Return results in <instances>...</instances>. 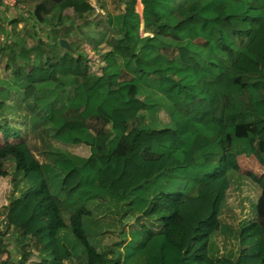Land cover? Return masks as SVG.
Instances as JSON below:
<instances>
[{"label":"trees","instance_id":"1","mask_svg":"<svg viewBox=\"0 0 264 264\" xmlns=\"http://www.w3.org/2000/svg\"><path fill=\"white\" fill-rule=\"evenodd\" d=\"M15 1L43 22L89 0ZM136 1L77 25L90 57L0 65V264H264V0Z\"/></svg>","mask_w":264,"mask_h":264},{"label":"crops","instance_id":"2","mask_svg":"<svg viewBox=\"0 0 264 264\" xmlns=\"http://www.w3.org/2000/svg\"><path fill=\"white\" fill-rule=\"evenodd\" d=\"M32 4H34V2H32ZM96 5L97 0H89L88 7L86 6L85 9H83L82 6H79L78 8H68L62 14L55 18L49 16L43 22H38L33 12L30 10V3L22 4V6H5L0 3V48L4 45H7L6 48H4L6 50H0L2 51L0 58L3 59L4 57H8L9 54L20 51L23 47V45H19L21 43L20 39L24 44L29 45L31 44V42H26V40L24 41V39L26 38L30 40L33 38V36L38 37V35H40L41 33L43 36L41 37V39L44 43L47 40L46 37H49V39H51L53 36L60 34L68 36L72 33H75L74 30H76L75 34L78 35L77 25L81 23L79 22V20L91 21V18H93L94 6ZM141 9L142 4L139 0H137L136 10L138 12H141ZM31 48L32 47H30V49ZM30 49L28 48L24 50L30 51ZM19 56L22 58V55ZM34 56L35 55L33 54H28L27 56H25V58H27L30 64H36L37 62ZM133 171L134 169L129 166V169H127V176L131 175Z\"/></svg>","mask_w":264,"mask_h":264},{"label":"rangeland","instance_id":"3","mask_svg":"<svg viewBox=\"0 0 264 264\" xmlns=\"http://www.w3.org/2000/svg\"><path fill=\"white\" fill-rule=\"evenodd\" d=\"M31 4V7H30V10L31 8L33 7V4ZM135 9H136V5H135ZM73 13V11H72ZM75 13V12H74ZM104 13H105V10H101L99 4H98V0H97V5L94 6V11H93V18H91V22L93 23H97L98 25L101 26V20L103 19V16H104ZM79 22H85L84 20L80 21ZM74 32L76 33V30H74ZM75 33H72L71 35H68V36H65L63 34H60V35H56V36H53L51 39H49V37H46L47 40L45 41L47 44H45L43 42H40V43H37L36 38H38V40L40 41L41 37L42 36V33L40 35L37 36H33L32 39H24V41L26 40V42H31V44H24L22 42V40L20 39V46L23 45V47L25 48H21L20 51H17L15 53V58L16 60L18 61L17 63L20 64V65H23L24 64V58L25 56H27L28 54H33L35 55L34 57L37 58L38 56V59L41 56H45V55H51V56H54V51L53 49H57L56 47H52V45L54 44V41H60L61 39H66L68 40V42L71 44V46H73L75 49L79 50L83 55H86V57H90L91 56V53L86 49L85 45L83 44V40L82 38H80L79 34H75ZM78 33V32H77ZM42 40V39H41ZM23 43V44H22ZM39 44H41L43 46L42 49H39ZM30 47H32L30 49ZM30 49V51H26L24 49ZM50 49H52L50 51ZM60 50H62V47H59ZM253 49L255 51V55L253 56V58H251V60H247L248 61V64L251 66V69L250 70H246V71H252L254 70V67L256 68H260L262 67V64H264V25H263V28L261 29V31L259 32V34L257 35L256 39H255V42L253 44ZM40 54V55H39ZM19 55H22V58L19 56ZM2 58H0V65L3 64L7 59L8 57H4L2 60ZM38 59H36L38 61ZM32 61V60H31ZM245 62V61H243ZM241 62L239 64V69H244L242 67V63ZM33 63V62H32ZM34 63H35V60H34ZM245 70V69H244ZM174 137V136H172ZM150 139V138H149ZM149 139L146 140L147 143H149ZM220 157L218 156H207V160L208 161H212L214 162L215 164L218 163ZM239 162L244 164L245 166L247 167H253L255 168L256 170H259V168H261L259 165H257L256 163L252 162L251 160H249L248 158H241L239 159ZM125 175L127 176L128 173L126 171ZM197 197L200 201V207L202 209H204L205 211L206 210H209L210 209V199L211 197H213V192H203L202 188L200 187L198 190H197ZM2 214V213H1ZM0 214V215H1ZM180 224L183 228V233H182V240H183V244L185 245L186 242L188 241V238L189 236L194 232V231H197L195 229V227H197L198 224H201V222H198V221H192L188 214L184 213L183 211L181 212V217H180ZM35 230V228H33ZM33 229H31V231H33ZM195 229V230H194Z\"/></svg>","mask_w":264,"mask_h":264},{"label":"built area","instance_id":"4","mask_svg":"<svg viewBox=\"0 0 264 264\" xmlns=\"http://www.w3.org/2000/svg\"><path fill=\"white\" fill-rule=\"evenodd\" d=\"M0 3L5 5V6H14V5L22 6V4H17L15 0H0ZM0 231L5 232L7 235L9 234V232L7 230V223L5 221L3 214L0 215ZM0 257H2L1 251H0Z\"/></svg>","mask_w":264,"mask_h":264},{"label":"water","instance_id":"5","mask_svg":"<svg viewBox=\"0 0 264 264\" xmlns=\"http://www.w3.org/2000/svg\"><path fill=\"white\" fill-rule=\"evenodd\" d=\"M60 46L61 47H64V48H68V43H67V41L65 40V39H61L60 40ZM238 69H239V67H238ZM226 73H231V72H226Z\"/></svg>","mask_w":264,"mask_h":264}]
</instances>
